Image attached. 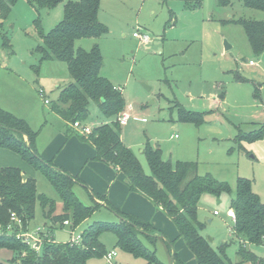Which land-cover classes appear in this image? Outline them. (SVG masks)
Listing matches in <instances>:
<instances>
[{
    "label": "rangeland",
    "instance_id": "374dc122",
    "mask_svg": "<svg viewBox=\"0 0 264 264\" xmlns=\"http://www.w3.org/2000/svg\"><path fill=\"white\" fill-rule=\"evenodd\" d=\"M217 1L101 0L98 20L106 33L93 41L82 39L77 46L88 49L91 42L98 44L103 56L100 73L121 91L128 105L122 112L130 115L127 123L120 125L117 120L120 135L146 173L149 167L142 151L148 144L158 147L166 162H196L200 176L209 174L228 183L230 195L200 199L197 217L203 223L201 234L210 245L217 250L222 241H228V264H239L238 244L231 235L234 222L225 217V211L236 194L238 178L250 180L252 191L264 203V135L237 140L239 131L249 134L264 121V56L254 55L242 26L227 20L240 16L264 20V12L246 8L240 0H229L225 6ZM63 14V3L38 9L27 0H17L0 27V108L28 122L37 133L34 146L39 154L41 145L59 134L62 120L52 108L60 87L70 77L64 62L42 60L35 51L40 40L34 20L38 19L40 30L47 33ZM138 28L149 35L148 43L133 37ZM2 34L9 38V45L3 43ZM250 60L255 63L249 65ZM236 73L242 80L235 79ZM40 87L43 96L37 92ZM179 114L191 116L200 124L180 120ZM251 120L256 123H249ZM20 139L28 146L26 135ZM32 176L37 193L48 197L52 205L42 209L37 202L33 218L20 230L32 232L48 226L54 229L55 242L69 241L71 229L51 219L52 214L64 209L57 191L39 170L33 168ZM72 189L82 204L96 205L73 233L82 232L95 221L119 219L106 204L94 202L91 191L80 183ZM213 209L219 215H214ZM142 229L154 237L151 229ZM99 238L106 252H116L114 264H148L143 257L120 250L114 234L104 232ZM142 242L160 262L173 264L161 239L150 243L142 237ZM262 245L250 246V250L264 264V242ZM179 255L188 264L186 257ZM17 257L15 252L0 248V261ZM86 264H105L104 255L92 256Z\"/></svg>",
    "mask_w": 264,
    "mask_h": 264
},
{
    "label": "trees",
    "instance_id": "16d2710c",
    "mask_svg": "<svg viewBox=\"0 0 264 264\" xmlns=\"http://www.w3.org/2000/svg\"><path fill=\"white\" fill-rule=\"evenodd\" d=\"M27 1L38 9L52 8L63 3V19L47 33L40 30L38 19L34 20L40 40L35 51L41 54L42 60L64 62L69 73L70 80L60 87L52 108L63 122V132L66 135L75 134L71 130L74 122L89 127L92 124L89 133H77L82 141L95 148L93 158L123 172L131 192L143 195L171 218L179 237L192 252L195 264H228L225 253L227 244H221L215 250L201 234L203 223L197 217L200 199L207 195L216 198L230 195L228 183L209 174L200 176L196 162H166L161 158L160 149L148 144L142 151L149 167V173H146L133 151L121 140L117 120L126 107L121 91L100 73L103 56L98 44L93 42L88 49L77 46L82 39H96L106 33V28L98 20L101 0ZM228 1L217 2L218 5L225 6ZM240 1L246 8L264 12V0ZM16 2L17 0H0V27ZM227 21L242 26L254 55L264 53V20L240 16ZM2 38L3 43L9 45L6 34H2ZM36 67L37 73L38 66ZM235 79L240 81L242 77L236 73ZM179 115L180 120L200 124L191 116ZM36 134L25 119L0 108V148L18 154L27 164L42 172L55 188L64 209L52 214V221L63 226V221L69 220L71 228L77 227V224L90 217L96 205L86 206L74 194L72 187L76 182L84 185L77 176L70 175L61 167L54 169L52 162L45 160L37 152L34 146ZM24 135L28 146L20 139ZM263 135L264 121L249 134L239 131L237 140L259 139ZM91 196L94 202L95 196L102 197L96 192H91ZM37 202L42 209L47 204L52 205L48 197L37 193L34 177H24L18 167L0 166V248L18 255L15 259L0 261V264H86L90 257L106 253L99 238L104 232L115 235V245L120 250L143 257L148 264H163L142 242V237L150 243L156 242L157 235L151 237L142 229L146 227L154 232L155 227L150 222L124 214L111 205L107 207L117 213L119 219L116 222L95 221L82 231L78 243H57L52 239L45 241L41 250L35 252L14 236L8 235L5 228L12 224L11 214L17 216L25 227L27 221L34 216ZM229 208L235 213L232 235L238 241L237 263L261 264L258 257L249 250V246H259L264 242V203L252 191L250 180L237 179V191L229 201ZM53 230L52 228L51 233ZM165 243L172 263L184 264L179 254L172 249L173 241L167 240Z\"/></svg>",
    "mask_w": 264,
    "mask_h": 264
},
{
    "label": "crops",
    "instance_id": "0c3cea01",
    "mask_svg": "<svg viewBox=\"0 0 264 264\" xmlns=\"http://www.w3.org/2000/svg\"><path fill=\"white\" fill-rule=\"evenodd\" d=\"M93 40L94 39H91L90 41ZM92 43L93 42H91V44ZM262 55L264 56V53ZM255 90L258 91L259 87H256ZM62 123L63 122L60 124V131L58 127L59 134L53 135L47 143L41 145V156L45 160L51 161L55 167L64 168L70 175L77 176L85 185L81 186H83L86 191L96 192L98 195L102 196L100 200L95 196L94 200L99 201L101 204H106L105 206L111 205L124 214H131L150 222L152 226L155 227V235L158 236L156 241L159 239L163 242L167 240L173 241L172 249L174 251L178 250L182 257L184 255L186 258H183L188 260V264H195V258L192 252L187 248L183 239L179 237L178 230L171 218L168 217L161 208H155L157 206L143 195L137 192H131L128 188L127 177L123 172L102 161L95 160L93 158L95 155V148L91 144L82 141L79 137L80 135H78L73 127L71 129L73 133L75 132L73 135H66L62 132ZM249 123L254 124L256 121L251 120ZM0 166L18 167L24 177H33V168L11 150L0 148ZM204 197L206 196H203L201 199ZM214 210L215 209H213V211ZM225 217L230 219L226 215ZM209 221L210 220H208V222ZM231 231H233V229ZM158 232H162V235ZM53 233L54 232H52V234ZM225 242L228 243V241L224 240L221 244H226ZM235 242L238 244L236 239ZM230 244H227V246ZM181 260L183 261L182 258Z\"/></svg>",
    "mask_w": 264,
    "mask_h": 264
},
{
    "label": "built area",
    "instance_id": "2783aa9c",
    "mask_svg": "<svg viewBox=\"0 0 264 264\" xmlns=\"http://www.w3.org/2000/svg\"><path fill=\"white\" fill-rule=\"evenodd\" d=\"M138 30L139 28L133 32V37L139 39L144 44L148 43L150 40L149 35L146 33H141ZM254 63L255 62L252 60L248 61L249 65H253ZM37 92L41 96H43L44 91L42 88H38ZM44 102L48 103L49 101L48 99L44 98ZM129 116L130 115L128 114H121L118 118L120 125L126 124L129 119ZM73 127L77 128L79 132L82 134H86L90 132L89 126H81L78 122H74ZM218 213L219 211L216 209L213 211L214 215H218ZM225 215L231 218L234 222L235 213L232 208H228L225 211ZM11 221H12V224H9L5 228L7 234L14 236L15 239L25 244L26 246H28L30 249L34 250L35 252H39L41 250V247L45 241H52V239H54L53 234L51 233V227L44 226L43 228H36L32 232L31 231L23 232L22 230H20V228L22 227V222L17 216H15L14 214H11ZM63 226L71 229L72 237L69 240L70 242L78 243L81 240L82 232L73 233L74 228H71V223L69 220H64ZM115 256H116V252L114 250L106 252L104 254L105 264H114L113 260Z\"/></svg>",
    "mask_w": 264,
    "mask_h": 264
},
{
    "label": "water",
    "instance_id": "95a60500",
    "mask_svg": "<svg viewBox=\"0 0 264 264\" xmlns=\"http://www.w3.org/2000/svg\"><path fill=\"white\" fill-rule=\"evenodd\" d=\"M225 48L227 49L228 47L226 46ZM210 240H211V238H210Z\"/></svg>",
    "mask_w": 264,
    "mask_h": 264
}]
</instances>
